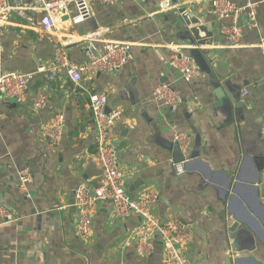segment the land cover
<instances>
[{
  "label": "crops",
  "instance_id": "crops-1",
  "mask_svg": "<svg viewBox=\"0 0 264 264\" xmlns=\"http://www.w3.org/2000/svg\"><path fill=\"white\" fill-rule=\"evenodd\" d=\"M164 1L95 3L93 16L79 25L61 14L53 34L10 15L0 48V76L19 72L34 77L24 103L0 97V206L18 218L0 225V264H166L159 241L152 256H138L140 219H117L107 203L94 210L91 236H79L75 191L94 188L102 179L89 93L106 96L108 112H123L112 136L127 194L139 199L152 190L159 196L151 207L157 220L179 218L193 225L187 264H264V60L258 47L264 42V0H232L257 5V27L243 15L235 48L219 33L213 0H168L173 7L163 10ZM195 20L215 25L213 46H199L193 38L189 24ZM61 42H70L69 57L76 64L101 55L107 42L131 44L133 60L110 75L84 76L82 87L64 69L48 81L37 70L53 65ZM174 46L199 62L201 77L191 84L172 66ZM203 49L212 51L213 65L237 91L243 104L238 120L233 115L229 121L215 108L216 90L198 56ZM161 85L170 86L178 97L175 103L154 100ZM38 94L48 102L40 111L33 108ZM60 114L66 128L61 144L52 148L44 129ZM175 133L190 140L185 165L175 164ZM195 151L199 159L192 158ZM24 169L33 174L30 197L19 188Z\"/></svg>",
  "mask_w": 264,
  "mask_h": 264
},
{
  "label": "built area",
  "instance_id": "built-area-1",
  "mask_svg": "<svg viewBox=\"0 0 264 264\" xmlns=\"http://www.w3.org/2000/svg\"><path fill=\"white\" fill-rule=\"evenodd\" d=\"M119 0H34L26 4L24 0H0V48L3 36L11 14H16L29 22L39 25L47 34H53L61 19V14H68L74 25L82 24L93 16L92 6L95 3L103 6L114 5ZM141 1V0H134ZM161 9L166 10L173 5L164 1ZM212 13L221 23L219 33L231 44V48L239 46L242 37L241 27L238 25L243 15L250 18L252 27H257V5L246 4L239 6L232 0H213ZM39 16L37 17L36 15ZM70 43V42H69ZM68 42H61L56 49L53 65L50 68H39L37 73L46 74L48 81H55L59 72L64 69L70 81L76 87H82L81 82L86 75H110L121 71L132 60V45L122 42H107L104 51L98 58L88 63L76 64L70 57ZM182 46H174L172 66L181 75L184 82L191 84L201 77V72L195 62L180 52ZM264 60V42L258 45ZM34 74L10 72L0 76V97L22 104L27 100L29 82ZM88 111L92 115L97 132L98 161L102 170V179L98 186L90 188L80 186L75 191V207L77 208L76 226L79 236L89 238L93 232V213L99 203H107L112 207L117 219L127 220L137 217L140 219L138 227V241L136 250L142 258L150 257L155 252V243L159 241L165 250L166 264H187L185 251L194 242L193 225L179 218L159 221L151 213V207L158 202L156 192L148 190L139 199H133L125 191V174L120 170L118 162V147L112 136L117 122L123 112L119 109L107 111L108 99L104 95L89 93ZM153 98L157 102L171 105L176 102L177 95L170 86L161 85L156 88ZM47 99L38 94L33 101V108L37 111L47 107ZM66 121L64 114L57 115L49 126L45 127L44 135L52 148L58 147L64 136ZM264 132V130H263ZM174 140L180 145L184 154L190 148L189 137L182 133H175ZM20 191L30 197L29 185L33 182V174L29 169L19 173ZM18 218L4 206H0V225L17 221Z\"/></svg>",
  "mask_w": 264,
  "mask_h": 264
},
{
  "label": "water",
  "instance_id": "water-1",
  "mask_svg": "<svg viewBox=\"0 0 264 264\" xmlns=\"http://www.w3.org/2000/svg\"><path fill=\"white\" fill-rule=\"evenodd\" d=\"M246 20H249L250 22L249 17H246ZM240 22L241 21L239 20V23ZM199 23V20H195L189 24L192 25L190 26L191 28H189V31L193 35V38L197 40L199 46H213L214 42L216 41L215 25H204ZM198 56L200 62L203 64V66L206 68L207 73L210 75V78L212 80V86L216 90L217 102L215 108L221 109L222 112L229 119V121L232 120L233 115L238 120L243 112V104L241 103L237 95V91L234 88H229V80H227L226 77L223 76L213 65L215 63L216 58L212 57V51L210 49H203L200 52L198 50ZM98 57L99 55L95 58ZM195 62L199 64L197 60ZM212 71L215 73H213ZM172 150L175 156V164L183 163L185 165L188 162V159L185 157V154L181 150L179 144H173ZM192 158L199 159V155L196 151L193 154ZM237 227L238 225L236 224L232 231H235Z\"/></svg>",
  "mask_w": 264,
  "mask_h": 264
}]
</instances>
